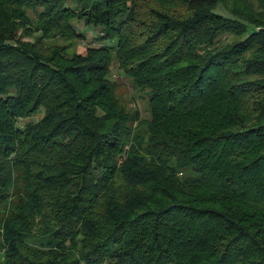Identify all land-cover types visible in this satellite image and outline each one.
Instances as JSON below:
<instances>
[{
	"label": "trees",
	"instance_id": "16d2710c",
	"mask_svg": "<svg viewBox=\"0 0 264 264\" xmlns=\"http://www.w3.org/2000/svg\"><path fill=\"white\" fill-rule=\"evenodd\" d=\"M0 264H264V0H0Z\"/></svg>",
	"mask_w": 264,
	"mask_h": 264
},
{
	"label": "rangeland",
	"instance_id": "374dc122",
	"mask_svg": "<svg viewBox=\"0 0 264 264\" xmlns=\"http://www.w3.org/2000/svg\"><path fill=\"white\" fill-rule=\"evenodd\" d=\"M79 30L83 29L82 36H78L76 39L66 37V35H56L43 39V44L46 48L54 45L63 46L67 53L74 51H82L85 47L90 45L98 44L99 41L95 39L96 31L92 25L85 24L82 21H76ZM82 31V30H81ZM32 31L20 30V37L23 40H33L34 34ZM74 40V41H73ZM110 43V42H109ZM111 76L116 80V92L122 101V105L129 110H138L141 117L149 118L150 109L148 104V90L135 87L129 76L119 67L118 61L113 60L111 63ZM41 116V112L36 113L34 116L28 119H22L28 121L30 119H36ZM144 123H138L137 128L143 126ZM136 125V124H135Z\"/></svg>",
	"mask_w": 264,
	"mask_h": 264
}]
</instances>
